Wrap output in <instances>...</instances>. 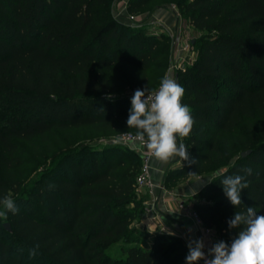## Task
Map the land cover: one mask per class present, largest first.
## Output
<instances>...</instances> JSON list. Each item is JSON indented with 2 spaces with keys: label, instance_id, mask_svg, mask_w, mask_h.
Masks as SVG:
<instances>
[{
  "label": "trees",
  "instance_id": "16d2710c",
  "mask_svg": "<svg viewBox=\"0 0 264 264\" xmlns=\"http://www.w3.org/2000/svg\"><path fill=\"white\" fill-rule=\"evenodd\" d=\"M148 1L128 0L127 12L139 14ZM179 3L189 24L204 31L191 43L195 59L175 72L184 88L181 103L194 119L183 139L197 163L184 161L167 180L210 163L225 165L192 204L202 226L220 234L246 206L264 215V0ZM244 25L248 31L239 32ZM170 48L145 26L115 18L111 0H0V200L16 194L19 209L7 214L11 232L0 226V264H186L188 247L180 237L159 232L151 244L142 242L150 234L138 225L141 160L120 143L99 150L65 142L68 150L18 204L21 144L52 150L50 137L58 133L137 134L127 125L131 98L137 89L160 86ZM259 116L255 128L250 120ZM134 153L137 160L130 158ZM248 167L252 174L237 209L221 181L245 175ZM115 243L118 252L111 254ZM33 248L38 254L30 257Z\"/></svg>",
  "mask_w": 264,
  "mask_h": 264
},
{
  "label": "clouds",
  "instance_id": "9594fccd",
  "mask_svg": "<svg viewBox=\"0 0 264 264\" xmlns=\"http://www.w3.org/2000/svg\"><path fill=\"white\" fill-rule=\"evenodd\" d=\"M148 93V87L134 91L128 127L137 129L140 140L147 139L146 146L156 160L167 163L173 157H179L189 164H196L197 161L190 158L186 145L177 142V137H187L194 125L189 106L181 103L184 88L165 76L158 90L150 95ZM106 98L112 99L111 94ZM242 171L245 175L225 176L221 181L224 195L237 209L243 204L241 192L248 187L246 176L252 174L251 167ZM0 204L3 206L0 217L5 219L9 212L16 214L19 211L11 196H5ZM228 225L230 229L237 230L231 243L218 241L208 249L207 254L202 238L189 239L186 264H198L201 260L204 264H264V215H257L255 207L246 206L243 211L234 213ZM37 254L36 248L29 250L30 257Z\"/></svg>",
  "mask_w": 264,
  "mask_h": 264
},
{
  "label": "rangeland",
  "instance_id": "374dc122",
  "mask_svg": "<svg viewBox=\"0 0 264 264\" xmlns=\"http://www.w3.org/2000/svg\"><path fill=\"white\" fill-rule=\"evenodd\" d=\"M125 1L127 4L128 0H111V8H112V13L115 18L118 20L130 24L132 26H145L146 29L149 32L154 33L156 36H161L165 37L166 41L169 42L170 44V49L167 55V59H169V65H173L175 71L177 70L178 66L180 65L179 63H176L173 59H171V51H172V46L175 41H180V43H188L189 45L193 43V41L198 38L200 35L204 33V31L201 30H196L194 29L188 22V19L186 18V13H183L181 8L178 6V3L180 0H149L144 6L140 13L137 15H133V18L130 17L131 14L127 12L126 9V4L124 5L125 7L120 5V2ZM183 3V2H182ZM180 4V3H179ZM164 10L166 11H173L175 14V18L178 19L179 25L177 28V25L175 27L169 28L165 27L160 23L157 22H151L155 18V14L160 13ZM249 27L248 25H244L239 29V32H247ZM191 51L194 52L195 54V47L190 45ZM176 81V77L173 76L171 77ZM159 86L155 89L158 90ZM154 91V90H152ZM259 117L252 118L250 120V124H252L255 128L259 123ZM245 126L246 123H243ZM126 132H129L127 130H121L118 132H114L111 134H101V135H91L88 137H84L85 133L83 132H73L71 134H61L58 133L57 137H50V145L53 146L52 150L47 149L46 144H40L39 146H30L28 144H21V155L25 159V162L22 163L18 168H16V171L19 174V178L21 181V186L23 187V194H22V199L21 202L18 204H25L23 201L24 198H26L27 193L30 191L31 185L34 183V181L38 180L43 172L48 168L50 163L57 159L60 153L67 151L65 146V142H68L70 140H73L75 142L74 147L76 146H88V147H94L97 149H102L104 146H109L110 144H117L121 136H123ZM119 144V143H118ZM132 143L129 145L123 144L122 146H125L126 148L133 150L136 152L134 149H132L130 146ZM241 151L237 153V155L240 154ZM236 157V155H235ZM234 156L231 158V161L235 158ZM130 158L136 159L138 158L137 155L134 153V155H131ZM137 160V159H136ZM223 163H217L215 164H208L206 165V168L197 174H190V176L194 178H200L204 183H207L210 181V179L217 173H219L222 170V167L225 166ZM198 192V191H197ZM196 194V193H195ZM194 194V195H195ZM16 194L14 196H11L14 200H16ZM138 200L142 201V198L140 196H137ZM191 198H194L193 196ZM201 196L194 198V201H201ZM18 206V205H17ZM144 209L143 204H142V210ZM0 210H3V206L0 205ZM7 222L9 225V220H8V215L7 219L0 217V226H1V231L3 233H8V231L3 227V223ZM11 228V227H10ZM214 231V240L215 242L218 241H225L226 243L228 240H231L234 238L232 229H228L220 234H216V231ZM14 241L15 240H11ZM142 242L144 244H151L152 242V236L150 235L148 238L142 239ZM118 244L115 243L110 249L109 252L111 254H117L118 252Z\"/></svg>",
  "mask_w": 264,
  "mask_h": 264
},
{
  "label": "crops",
  "instance_id": "0c3cea01",
  "mask_svg": "<svg viewBox=\"0 0 264 264\" xmlns=\"http://www.w3.org/2000/svg\"><path fill=\"white\" fill-rule=\"evenodd\" d=\"M125 4V1L120 2L123 7H125ZM174 14L173 11L161 10L160 13L154 15L155 18H152L151 22H157L169 28L174 27V25L176 27L177 24L179 25V21ZM170 54L171 59L180 65L191 63L195 59L194 52L191 50L186 52L180 41L173 43ZM173 67V65H169L166 76L176 77V71ZM177 142L178 144L181 142L185 144L183 137H177ZM134 146L135 144L132 143L130 147L133 149ZM149 165L152 181L151 192L145 191L138 195L142 198L141 202L144 207L138 225L146 229L152 237L159 232L174 233L186 245L189 239L202 238L205 244L204 251L207 254L208 249L216 243L214 236L204 234L203 226L197 224L190 213L194 202V198L191 197L206 183L200 178L193 179L190 175L172 182L167 180L169 171L181 168L184 165V161L179 157H173L167 163L158 161L153 157ZM201 263L204 264V261L201 260Z\"/></svg>",
  "mask_w": 264,
  "mask_h": 264
},
{
  "label": "built area",
  "instance_id": "2783aa9c",
  "mask_svg": "<svg viewBox=\"0 0 264 264\" xmlns=\"http://www.w3.org/2000/svg\"><path fill=\"white\" fill-rule=\"evenodd\" d=\"M130 17L133 18V15H130ZM190 45L188 43H183L182 48L186 52H189L191 50ZM180 66L181 65H179L178 68ZM155 91L156 90L150 91L148 94L150 95L151 93H153ZM118 141H119L118 143H120L122 145L123 144L129 145L130 143H134L135 146L133 147V149L136 151V153L140 157L141 165H140L139 172L136 176V185H135L137 194L138 195L142 194L145 191L151 192L152 181H151V177H150L149 162L154 156L146 146L147 139L145 138V140L142 141L139 139L137 134H134V133L129 131V132H126L123 136H121V138ZM190 213L193 216V218L195 219V221L197 222V224L202 225L200 217L198 216V214L193 209L190 210ZM203 232H204V234H207L209 236L214 235L213 228H211V227H203Z\"/></svg>",
  "mask_w": 264,
  "mask_h": 264
},
{
  "label": "water",
  "instance_id": "95a60500",
  "mask_svg": "<svg viewBox=\"0 0 264 264\" xmlns=\"http://www.w3.org/2000/svg\"><path fill=\"white\" fill-rule=\"evenodd\" d=\"M248 152H249V150L242 151L240 155L245 156ZM3 227L9 232L12 231L10 228V225L7 222L3 223Z\"/></svg>",
  "mask_w": 264,
  "mask_h": 264
}]
</instances>
